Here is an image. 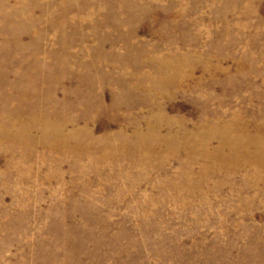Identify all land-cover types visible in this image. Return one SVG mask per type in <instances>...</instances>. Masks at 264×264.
Masks as SVG:
<instances>
[{"label":"rangeland","instance_id":"obj_1","mask_svg":"<svg viewBox=\"0 0 264 264\" xmlns=\"http://www.w3.org/2000/svg\"><path fill=\"white\" fill-rule=\"evenodd\" d=\"M0 264H264V0H0Z\"/></svg>","mask_w":264,"mask_h":264},{"label":"bare ground","instance_id":"obj_2","mask_svg":"<svg viewBox=\"0 0 264 264\" xmlns=\"http://www.w3.org/2000/svg\"><path fill=\"white\" fill-rule=\"evenodd\" d=\"M194 136V135H193ZM244 162V161H243Z\"/></svg>","mask_w":264,"mask_h":264}]
</instances>
